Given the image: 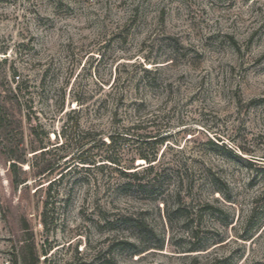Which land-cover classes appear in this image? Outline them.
I'll use <instances>...</instances> for the list:
<instances>
[{"label": "rangeland", "instance_id": "374dc122", "mask_svg": "<svg viewBox=\"0 0 264 264\" xmlns=\"http://www.w3.org/2000/svg\"><path fill=\"white\" fill-rule=\"evenodd\" d=\"M2 59L0 264H264V0H0Z\"/></svg>", "mask_w": 264, "mask_h": 264}, {"label": "trees", "instance_id": "16d2710c", "mask_svg": "<svg viewBox=\"0 0 264 264\" xmlns=\"http://www.w3.org/2000/svg\"><path fill=\"white\" fill-rule=\"evenodd\" d=\"M7 59H2L0 61V63H4ZM16 76H17V81H16ZM12 82H16L17 84L13 87L12 85H8L7 89H3V91H5V95H3V98L0 99V139L3 143V147H6L8 149L7 152V158L8 161H10V165H9V169L11 171L12 174V182L13 184L18 187L21 184H23L25 182V179L20 175L21 171H22V164H25L27 162V159L25 158V153L21 152V154H18V150L19 147L23 146L24 144V133H23V128H22V124L20 122H17L18 125H16V130L19 132V142L14 144L10 142L11 141V134H12V125L14 123V119L13 116L14 114L11 112L10 107L8 106V104L11 103H16L19 105V107L21 108L23 103H24V94H25V81L21 80L20 81V75L17 74V72L15 71L13 74V80ZM126 134H130V135H135L133 133L130 132H125ZM17 135V134H16ZM127 136H124L123 134H110L109 135V143L108 146L112 147L114 146V144L117 141V138H124ZM133 137V136H132ZM132 137H128V138H132ZM150 136H146V138H148ZM105 144V141H104ZM24 148V147H22ZM142 158L147 160L148 162H152L155 161L156 159V155L150 157L149 155H142ZM241 160H245L244 157L240 156ZM107 160H109L110 162H113L115 164H118V159H116L113 156H109L107 157ZM150 169H153V166L151 165ZM123 175L125 177H132V181H128L126 183L123 184L124 188H128L131 190H136V189H140V188H144L146 185L145 183L141 182L138 174L136 172H124ZM135 181V182H134ZM46 215V214H45ZM123 218L125 220V222H129L132 225H134L135 227L139 228V229H143L144 230V222H142L138 217L134 216V215H129V216H122L119 217L117 219V221L119 219ZM44 222H46V217L44 219ZM144 232V231H142ZM143 242V248L145 249H149L151 248V244L150 243H146V241H142ZM128 245L135 247V249L133 250V252L135 254L137 253H141L142 251H140L138 249V247L135 245V243H128ZM198 250V249H195ZM17 259V258H16ZM15 264H18V261H15ZM212 264H215L212 263Z\"/></svg>", "mask_w": 264, "mask_h": 264}]
</instances>
